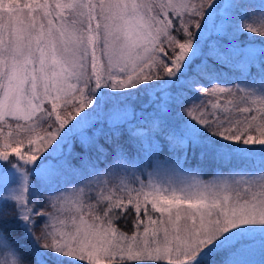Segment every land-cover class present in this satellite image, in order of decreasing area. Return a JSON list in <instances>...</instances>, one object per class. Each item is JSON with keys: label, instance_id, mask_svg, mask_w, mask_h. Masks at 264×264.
Here are the masks:
<instances>
[{"label": "snow or ice", "instance_id": "6c2138e0", "mask_svg": "<svg viewBox=\"0 0 264 264\" xmlns=\"http://www.w3.org/2000/svg\"><path fill=\"white\" fill-rule=\"evenodd\" d=\"M237 32L264 42V0H0V264H264V49Z\"/></svg>", "mask_w": 264, "mask_h": 264}, {"label": "rangeland", "instance_id": "374dc122", "mask_svg": "<svg viewBox=\"0 0 264 264\" xmlns=\"http://www.w3.org/2000/svg\"><path fill=\"white\" fill-rule=\"evenodd\" d=\"M230 2V0H229ZM229 19L225 18V27H227V24L229 23ZM238 40V39H237ZM236 40V43H240L239 41ZM229 101H231V103H229ZM239 103V98L238 96H236V98H229L227 100L224 99H220L217 98V100L208 103L209 108L211 109V112L217 116L218 119H220L221 121H224L226 119H231V118H225L223 115L225 113H227V111H225L226 109L228 111H235L238 112L236 110V105ZM212 104H217L218 108H211ZM241 106H245V105H241ZM241 115L240 113H238L237 116ZM242 118V117H240ZM103 119V117H101V120ZM97 127H102V124H97ZM207 168H203V170L199 173L201 175V177L205 180L208 179H215V178H219V177H224V178H229V179H241L243 178L244 180H249L252 179V173L253 171H244L245 167H238L237 171H232L231 173H229V171H227V167H224L223 165L220 167H209L208 165L206 166ZM151 170V169H149ZM255 172V170H254ZM243 174V176L241 175ZM146 178V176H145ZM241 187H246V185H241ZM121 228L124 229L125 231H129V227L125 226L124 222L121 221ZM261 254L259 251H257L253 256L250 257V259L254 262V264H259L260 260H261Z\"/></svg>", "mask_w": 264, "mask_h": 264}, {"label": "trees", "instance_id": "16d2710c", "mask_svg": "<svg viewBox=\"0 0 264 264\" xmlns=\"http://www.w3.org/2000/svg\"><path fill=\"white\" fill-rule=\"evenodd\" d=\"M230 2H232V0H230ZM236 2L252 3V4L259 5L262 2V0H236ZM243 11L244 10H241V12H243ZM235 20H236V18L232 17L231 20H229V21L234 24ZM248 23L252 24L251 21H248ZM252 26L260 27L259 24H253ZM235 35H236V40L238 39L237 41L240 42V43H237L239 45L254 44L255 45V51H256L257 55L259 54L261 49H264V42H261L260 37L256 33L249 35L247 32H237ZM224 72H225L224 79H226L227 81H233L234 82V83L227 84V87L234 88L236 83H240V81L236 79L235 74H229L227 69H225ZM236 96H238V95H236ZM236 96L229 95L228 93L218 94L216 96L209 97L207 102L208 103L213 102V101L217 100V98L227 100L229 98H236ZM238 113L239 112H235V111H227V113H225L223 116L225 118H231L233 120L242 119L243 117L241 115L237 116ZM240 117H242V118H240ZM77 147H78V145H77ZM208 166L209 167H220L222 165L211 164ZM223 166L228 167L226 165H223ZM238 167H240V168L245 167L244 171L250 170V171L254 172V170H255L254 167L249 166V165H237L236 168H238ZM203 168H207V167L204 166Z\"/></svg>", "mask_w": 264, "mask_h": 264}]
</instances>
